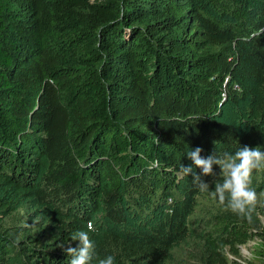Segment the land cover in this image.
Here are the masks:
<instances>
[{
  "label": "trees",
  "instance_id": "1",
  "mask_svg": "<svg viewBox=\"0 0 264 264\" xmlns=\"http://www.w3.org/2000/svg\"><path fill=\"white\" fill-rule=\"evenodd\" d=\"M243 146L264 150V0H0V264H67L89 224L116 264H229L255 222L198 217L180 168Z\"/></svg>",
  "mask_w": 264,
  "mask_h": 264
},
{
  "label": "clouds",
  "instance_id": "2",
  "mask_svg": "<svg viewBox=\"0 0 264 264\" xmlns=\"http://www.w3.org/2000/svg\"><path fill=\"white\" fill-rule=\"evenodd\" d=\"M202 152L201 147L187 151L191 164L181 165L180 172L185 176L191 175L199 190L208 192L226 211L251 223L258 203L252 176L254 171L264 170V150L243 146L235 152L215 150L208 156H202ZM91 231L92 225L89 224L88 231L72 233L71 241H78L75 247L59 245L68 257L67 264H93L94 260L96 264H116V257L112 254L103 258L98 256L95 241L90 238Z\"/></svg>",
  "mask_w": 264,
  "mask_h": 264
},
{
  "label": "rangeland",
  "instance_id": "3",
  "mask_svg": "<svg viewBox=\"0 0 264 264\" xmlns=\"http://www.w3.org/2000/svg\"><path fill=\"white\" fill-rule=\"evenodd\" d=\"M252 181L261 186L258 193L256 211L253 213V221L256 225L252 227L254 236L245 244L240 245L239 254L230 252L229 264H264V170L254 171ZM211 191V189H210ZM224 210L218 201L213 200L208 192L199 197L197 216L210 217ZM199 248L194 244H186L178 247L175 253L177 264H199Z\"/></svg>",
  "mask_w": 264,
  "mask_h": 264
}]
</instances>
